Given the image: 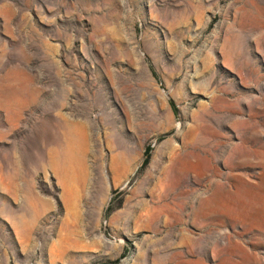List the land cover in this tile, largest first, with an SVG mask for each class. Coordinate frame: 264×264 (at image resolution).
<instances>
[{"label":"rangeland","instance_id":"1","mask_svg":"<svg viewBox=\"0 0 264 264\" xmlns=\"http://www.w3.org/2000/svg\"><path fill=\"white\" fill-rule=\"evenodd\" d=\"M0 264H264V0H0Z\"/></svg>","mask_w":264,"mask_h":264},{"label":"bare ground","instance_id":"2","mask_svg":"<svg viewBox=\"0 0 264 264\" xmlns=\"http://www.w3.org/2000/svg\"><path fill=\"white\" fill-rule=\"evenodd\" d=\"M83 150H85V149H83ZM66 151H67V153H66V154H67V158L70 159L69 156H70V153H71V152H69V149H65V152H66ZM82 153H83V152H82ZM81 161H82V160H81ZM55 165L57 166L56 163H55ZM113 165H114V162H112L111 166H113ZM57 169H59V168H57Z\"/></svg>","mask_w":264,"mask_h":264},{"label":"trees","instance_id":"3","mask_svg":"<svg viewBox=\"0 0 264 264\" xmlns=\"http://www.w3.org/2000/svg\"><path fill=\"white\" fill-rule=\"evenodd\" d=\"M148 150V148H147ZM147 150L145 151V154H147ZM146 161V158L143 159L142 163H144Z\"/></svg>","mask_w":264,"mask_h":264}]
</instances>
